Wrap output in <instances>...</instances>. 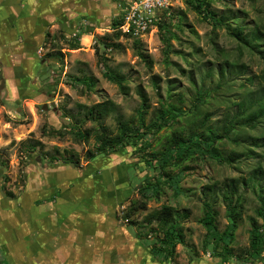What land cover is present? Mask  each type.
I'll return each mask as SVG.
<instances>
[{"label": "rangeland", "instance_id": "374dc122", "mask_svg": "<svg viewBox=\"0 0 264 264\" xmlns=\"http://www.w3.org/2000/svg\"><path fill=\"white\" fill-rule=\"evenodd\" d=\"M212 10L233 26L241 25L249 40L250 32L261 31L259 46L251 48L223 27L213 32L207 20L181 1L173 8L168 27L178 38L165 47L163 32L153 27L140 39L144 58L137 54L132 39L112 40L107 36L110 25L87 22L84 16L76 28L90 34L80 38V47L68 49L58 36L62 29H48L54 37L45 45L43 38L37 45L32 59L36 67L31 72L19 69L26 56H0V264H157L146 242L138 238L147 231L139 223L162 205L176 210L185 236V244L176 246L172 264L198 259L264 264V251L248 260L244 252L249 246V218L262 223L256 209L259 194H264V116L255 128L238 126L237 141L220 140L218 149L224 157L239 154L232 162L202 152L188 169L173 171L178 191L166 185L148 201L138 187L152 174L142 157L159 148L153 137L145 150L140 140H132L113 153L86 159V150L95 149L100 132L85 117L94 104H109L104 125L115 132L118 117L136 116L140 93L147 99L149 121L170 92L171 102L182 109L172 128L183 127L186 133L193 126L203 127L205 114L204 125L220 131L227 116L236 113V103L264 95V0H215ZM181 13L182 24L176 27ZM103 35L107 43L115 41L121 47L105 48L97 37ZM58 48L64 54L62 63L46 55ZM104 64L126 78L127 94L105 77ZM197 90L209 93L205 102H195ZM77 129L89 131L88 139H76ZM256 136L258 144H254ZM232 178L240 180L237 194L242 196L231 244L237 258L221 261L202 250L207 230L201 220L204 201H209L217 212L218 229H224L226 203L221 191Z\"/></svg>", "mask_w": 264, "mask_h": 264}, {"label": "trees", "instance_id": "16d2710c", "mask_svg": "<svg viewBox=\"0 0 264 264\" xmlns=\"http://www.w3.org/2000/svg\"><path fill=\"white\" fill-rule=\"evenodd\" d=\"M214 1L215 0H185V3L212 25L213 32L218 27H223L230 35L246 43L248 46H251V48L258 47V40L261 39V31L256 30L250 32L249 34H252V39L249 40L248 37L244 35V28L241 25L233 26L232 23L228 22L226 16L217 15L212 10V3ZM174 15L175 13L172 12L168 17L161 19L156 24L159 31L163 32L162 42L164 46L168 48L170 46L169 41L178 38L175 33H170L168 29L171 25L170 19H172ZM120 20L121 14L117 15L111 21V33L107 36L112 40H118L120 37L127 38V36H122L119 31L113 30L120 24ZM182 20L183 13L178 16L176 27L181 26ZM167 31L169 33L168 36L164 34ZM87 32L90 33V30ZM58 36L68 44V49H77L80 47L81 32L67 37L62 30H59ZM44 37L43 45H45L49 37H54V34L52 35L50 32L46 31ZM97 37L99 38V44L103 45L105 48L119 49L121 47V44L115 41L107 43L105 39L108 37H104V35ZM132 40L133 45L138 50L137 54L144 58L141 51L140 39ZM46 55L56 62H63L64 54L60 48L48 51ZM262 57L264 58V53ZM104 66L106 68L104 73L105 77L109 81L115 83L124 94H127L128 87L126 85V78L120 73L113 71L107 65L104 64ZM247 79L250 82L254 80L253 77H248ZM87 80H90V78H87ZM262 89L264 90V87ZM262 94H264V91ZM140 97L142 102L141 106L136 110V116L130 119H121L118 117L116 119L117 125L115 132H111L108 127L104 125V120L109 114V104L97 103L86 109L85 117L93 120L100 132L95 136L97 142L95 149H87L85 154L86 159L91 160L97 154H110L120 148H124L132 140H140L142 142L140 147L145 150L151 147V137H153V144L155 146L159 145V148L151 149V151L144 153L145 155L142 157L143 165L148 171L152 172V174L144 178L146 182L144 186L140 184L138 187L139 190H142V196L146 201L151 200L154 196L160 195L163 186L166 185L178 191L180 186L178 185L173 171L188 169L190 162H194L198 154L202 152L221 161L232 162L239 154L233 152L232 155L224 157L222 152L218 149L220 140L227 138L237 141L234 131L238 126L242 128L243 126L255 128L257 126L256 124L260 122V118L264 116L263 95L254 100L250 99L248 103H236L238 106L236 113L230 117L227 116L224 125L220 127V131H216L212 127L204 125L205 119L208 118V115L205 114L201 121L203 127L193 126L185 133L183 127L172 128L176 118L182 116V109L181 106L171 102L170 92L166 100L160 103L159 108L149 121L146 120V115L149 112L146 96L140 93ZM208 97L209 93H207V91L200 92L197 90L195 102H200L202 99L203 102H205ZM195 104L196 103H194V105ZM196 116L198 115L195 114V117ZM161 131L164 133L160 134ZM89 133L90 132L87 130L82 131L81 129H77L76 132H74V136L76 139L80 138L87 140ZM253 140L254 144H258L257 141L259 138L257 136L253 137ZM34 148L33 146L32 149L34 150ZM51 159L56 160L57 158L52 156ZM70 160H72V163L78 164L77 159L73 160L70 158ZM243 182L247 184V180ZM239 183L240 180L232 178L223 185L221 196L226 203L227 224L222 231H220L216 225L217 212L213 209L209 201H204L205 211L201 223L207 230V236L203 240L202 250L205 253L209 252L212 257L220 258L221 261L235 257L232 253L231 244L234 241L235 231L238 228V222L242 212V196L237 194ZM144 202L142 206H146ZM259 202L260 205L256 209V213L262 218V223L259 224L255 218H249V246L248 249L244 251L247 255L246 260H248L249 257L258 258L264 251L263 193L259 194ZM175 215L176 210L173 207L162 205L160 208L147 213L144 217V221L139 223L141 228L147 229L143 236H138V238H140L139 240L146 242L150 254L162 264L172 262L176 256V246L178 244H185L183 227L181 223L177 221ZM152 223H156V227H152ZM148 235L152 236L151 239L147 237Z\"/></svg>", "mask_w": 264, "mask_h": 264}, {"label": "crops", "instance_id": "0c3cea01", "mask_svg": "<svg viewBox=\"0 0 264 264\" xmlns=\"http://www.w3.org/2000/svg\"><path fill=\"white\" fill-rule=\"evenodd\" d=\"M122 1L124 0H0V56L17 53L21 57L26 56L19 69L31 72L36 67L32 59L37 52V45L41 44L48 29L61 28L68 37L81 32V38H84L90 33L76 28L83 16L87 18V22L110 25L120 14ZM157 264L162 263L157 261ZM188 264L216 263L198 259L190 260Z\"/></svg>", "mask_w": 264, "mask_h": 264}, {"label": "built area", "instance_id": "2783aa9c", "mask_svg": "<svg viewBox=\"0 0 264 264\" xmlns=\"http://www.w3.org/2000/svg\"><path fill=\"white\" fill-rule=\"evenodd\" d=\"M181 1L185 0H125L120 24L113 30L130 39H141Z\"/></svg>", "mask_w": 264, "mask_h": 264}]
</instances>
